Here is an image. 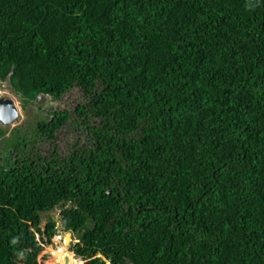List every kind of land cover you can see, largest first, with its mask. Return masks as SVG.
Returning <instances> with one entry per match:
<instances>
[{
	"label": "trees",
	"instance_id": "1",
	"mask_svg": "<svg viewBox=\"0 0 264 264\" xmlns=\"http://www.w3.org/2000/svg\"><path fill=\"white\" fill-rule=\"evenodd\" d=\"M10 72L24 104L82 96L0 128V264H53L59 205L56 264H264V0H0Z\"/></svg>",
	"mask_w": 264,
	"mask_h": 264
},
{
	"label": "flooded vegetation",
	"instance_id": "2",
	"mask_svg": "<svg viewBox=\"0 0 264 264\" xmlns=\"http://www.w3.org/2000/svg\"><path fill=\"white\" fill-rule=\"evenodd\" d=\"M1 89H4L6 91L10 90V89H6V88H3V87ZM74 90H75L74 88L71 89L70 91H68V92L64 93L63 95H61L59 98H56V97H54L52 95H46L45 94L44 96H48L49 97L48 101L47 100H43V104L39 105V106L35 105V109L39 110L41 113H43L44 116L49 121H51L56 116V114H58V113L66 112V111L69 112V113L71 111L73 112L74 110H76L77 105L81 101V96H82V92L78 91V97L79 98H77V97L72 98L71 94H72V91H74ZM39 95H41V94H39ZM39 95H37V96H39ZM35 102H36V99H35L34 103ZM68 106H71V107H68ZM68 123H69V121H66V123L63 124L60 129H57V130L54 131L53 140H44L41 144L36 146V149L40 152V154L43 157L47 156L50 153V151H52L51 149H55V148L57 150V154L63 155L65 153L64 151H66L69 148V145L73 144V141L75 139H77L78 134L80 133V131L75 129V128L71 129V127H68ZM68 139L72 140V143L68 142L67 141ZM60 143L62 144V146H60ZM43 148L46 149V151H44ZM53 211L54 212H60L61 211V206H59L56 209H53ZM59 229L60 228L58 227L57 231ZM44 258H45V256H44Z\"/></svg>",
	"mask_w": 264,
	"mask_h": 264
},
{
	"label": "rangeland",
	"instance_id": "3",
	"mask_svg": "<svg viewBox=\"0 0 264 264\" xmlns=\"http://www.w3.org/2000/svg\"><path fill=\"white\" fill-rule=\"evenodd\" d=\"M1 88L2 87H1V84H0V98L10 99V100L14 101V103L17 106L18 112H19V118L13 124V126L1 127V125H0V128L6 131V133L3 136V138L9 137L10 133L14 129H17V128L23 129L25 132H27L29 130L33 131L34 130V125L36 124V122L46 119V117L44 116L43 113H41L39 110L35 109V105L39 106L38 104H34L33 102H29L28 104H24L23 101L20 100L17 97L18 95L16 96L13 91H11V90L6 91V90L1 89ZM71 97L72 98H74V97L79 98L78 97V90L75 89L74 91H72ZM68 107H71V106H68ZM70 139H68L67 141L72 143V140H70ZM60 146H62L61 143H60ZM43 150L46 151V149H44V148H43ZM56 214H57V212H54V211H52V213H50L48 215L47 214H42L41 215V220H40V227H43L49 221V219H51L53 221H57L58 220V216H56ZM63 235H65V233ZM62 238L65 239V236H63ZM70 239L72 240L73 243H75L77 241L76 236L72 235L71 238L69 237V239L66 240V246H67L68 243L70 244ZM53 240H52V243L49 246L47 245V247H44V249L42 250L40 256H42V255H44L46 253L44 256L47 259L49 257L52 258V254H54L55 258H53V264H56V261L58 259V252L60 251L59 250L57 252L56 248L63 247V246L66 247V246H65V244L63 245L61 243L62 242L61 239L59 241L57 240L56 242L53 241Z\"/></svg>",
	"mask_w": 264,
	"mask_h": 264
},
{
	"label": "water",
	"instance_id": "4",
	"mask_svg": "<svg viewBox=\"0 0 264 264\" xmlns=\"http://www.w3.org/2000/svg\"><path fill=\"white\" fill-rule=\"evenodd\" d=\"M12 72H10L4 79L3 85L4 87H10V77ZM47 98V99H46ZM49 97L44 95H39L36 98V104L42 105L43 100L48 101ZM19 118V114L17 108L14 103L9 99H0V125L2 127L11 126L14 122ZM66 236H71V233H67ZM65 243V241H64ZM70 248V246H69Z\"/></svg>",
	"mask_w": 264,
	"mask_h": 264
},
{
	"label": "clouds",
	"instance_id": "5",
	"mask_svg": "<svg viewBox=\"0 0 264 264\" xmlns=\"http://www.w3.org/2000/svg\"><path fill=\"white\" fill-rule=\"evenodd\" d=\"M4 82V81H3ZM3 82H1L0 81V83H1V87H3V88H6V89H10L11 90V88L10 87H4V85H2L3 84ZM76 90H78V91H80V89H76ZM16 95V94H15ZM41 95H45V94H41ZM17 96V95H16ZM18 98H19V96H17ZM37 98V97H36ZM35 98V99H36ZM0 99H5V98H0ZM20 99V98H19ZM6 100V99H5ZM10 100V99H9ZM21 100V99H20ZM12 101V100H11ZM35 101V100H34ZM34 101H33V103H34ZM13 103H14V101H12ZM35 104V103H34ZM14 105H15V107L17 108V106H16V104L14 103ZM17 111H18V109H17ZM18 114H19V112H18ZM18 120V119H17ZM15 123V122H14ZM13 123V124H14ZM13 124L11 125V126H13ZM2 127V126H1ZM8 127H10V126H8ZM8 138V137H7ZM60 206V205H59ZM59 206H57V207H55L54 209H56V208H58ZM52 211L53 210H51L50 212H45V213H40L39 214V216H40V220H41V215L42 214H50V213H52ZM60 214H61V211L60 212H57V214H56V216H58V220L56 221V228H55V236L53 237V241H59L60 239L62 240V244L64 245V238H62L63 236H65L67 233H71V236L72 235H75V234H73L72 232H70V231H68V232H64L63 231V228H62V225H61V222H60ZM44 227V226H43ZM60 228L58 231H57V228ZM42 228V227H41ZM65 233V235H63ZM71 236H70V238H71ZM76 236V235H75ZM76 239H77V237H76ZM77 242V241H76ZM75 242V243H76ZM60 243V242H59ZM74 243L72 242V240L70 239V244L68 243L67 244V246L65 247V249L63 248V247H58V248H56V251L58 252L60 249H64L63 251L62 250H60V253H61V251L63 252V254H65V253H70L72 256H73V258H76L75 257V254L71 251V247H72V245H73ZM62 245V246H63ZM69 246H70V248H69ZM44 247H47V245H44L43 246V249H44ZM42 249V250H43ZM51 249V248H50ZM42 252V251H41ZM45 260H46V257H45Z\"/></svg>",
	"mask_w": 264,
	"mask_h": 264
},
{
	"label": "bare ground",
	"instance_id": "6",
	"mask_svg": "<svg viewBox=\"0 0 264 264\" xmlns=\"http://www.w3.org/2000/svg\"><path fill=\"white\" fill-rule=\"evenodd\" d=\"M69 237H70V236H66V235H65V239H64V240H65V243H64V244H65V246H66V240H67V239H69ZM63 248L65 249V247H64V246H63ZM63 248H62V249H60V250H62V251H63V250H64ZM62 251H61V252H62ZM59 252H60V251H59ZM59 252H58V255H59ZM62 253H63V252H62Z\"/></svg>",
	"mask_w": 264,
	"mask_h": 264
}]
</instances>
